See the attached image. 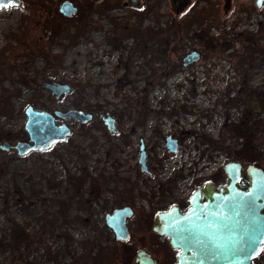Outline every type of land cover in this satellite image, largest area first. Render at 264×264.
I'll use <instances>...</instances> for the list:
<instances>
[{"label": "rangeland", "instance_id": "1", "mask_svg": "<svg viewBox=\"0 0 264 264\" xmlns=\"http://www.w3.org/2000/svg\"><path fill=\"white\" fill-rule=\"evenodd\" d=\"M42 1V11L33 8L37 0L0 8V142L23 137L28 103L91 116L63 120L69 133L49 148L22 155L0 148V238L23 227L34 239L26 260L11 264H134L135 247L170 264L174 249L150 231L152 213L182 200L196 179L227 159L241 155L247 163L253 152L264 166V109L256 106L264 97V6L230 0L225 9L223 0H191L175 14L168 0H148L153 10L147 13L146 2L135 8L121 0H71L76 10L63 16L61 0ZM203 8L209 11L192 19ZM172 19L183 25L179 40L165 47L170 61L162 70L165 61L135 46L134 27ZM205 31L204 38L193 34ZM192 48L198 59L181 65ZM41 49L52 64L48 71L71 87L58 99L39 86L31 93L47 73ZM99 113L113 115L116 130L107 129ZM243 119L258 127L238 129ZM166 134L177 138L175 151L167 150ZM123 204L133 210L131 242L115 240L104 220ZM258 255L253 262L264 264V247ZM8 259L9 249L0 247V264Z\"/></svg>", "mask_w": 264, "mask_h": 264}, {"label": "water", "instance_id": "2", "mask_svg": "<svg viewBox=\"0 0 264 264\" xmlns=\"http://www.w3.org/2000/svg\"><path fill=\"white\" fill-rule=\"evenodd\" d=\"M169 1L174 12L181 11L190 2ZM19 2L20 0H14L9 6ZM224 3L226 5L228 0ZM122 4L136 7L140 0H123ZM254 5L264 6V0H254ZM57 9L69 16L75 12L76 6L71 0H61ZM198 57L199 52L192 48L181 55V64L185 66ZM63 88L71 87L64 85ZM24 113L23 128L28 140H17L14 143L19 154L49 148L55 142L64 140L68 134V126L64 122H55L53 114L46 110L27 104ZM55 113L80 121L91 116L90 113L73 107L63 113ZM8 145L7 141H3L0 148ZM165 145L167 150L175 151L176 139L167 134ZM139 149V168L143 170L145 163L141 144ZM240 166L238 161L233 160L224 163L223 170L227 176L225 184L215 187L211 181H206L203 186L190 193L187 198L188 206L184 211H180L176 204H171L155 214L152 229L166 236L169 246L177 250L171 264H255L254 258L264 247V166L256 161L246 165L245 187L241 186L239 180ZM131 212L128 205H123L105 214V222L112 228L116 239L128 238L125 218ZM179 228L190 231L178 234ZM134 260L138 264L155 263V259L145 248L136 250Z\"/></svg>", "mask_w": 264, "mask_h": 264}, {"label": "flooded vegetation", "instance_id": "3", "mask_svg": "<svg viewBox=\"0 0 264 264\" xmlns=\"http://www.w3.org/2000/svg\"><path fill=\"white\" fill-rule=\"evenodd\" d=\"M122 1L123 0H121V3H122ZM146 2V5L144 6V7H142V12H148V11H152L153 9H148L147 7L149 6V4H150V2L148 1V0H146V1H143V0H140V4L138 5V6H136V7H139V6H142L144 3ZM168 2H169V6H170V1L168 0ZM190 2H191V0H190ZM190 2L188 3V5L190 4ZM225 0H223V7L226 9L227 7H228V5H229V3H230V0H228V3L225 5ZM123 5V4H122ZM187 5V6H188ZM225 5V6H224ZM126 6V5H125ZM127 6H129V5H127ZM186 6V7H187ZM132 7H134V6H132ZM135 7V8H136ZM152 7V6H151ZM185 7V8H186ZM185 8H183L181 11H183ZM170 9H171V11L173 12V13H179V12H181V11H179V12H174L173 10H172V8H171V6H170ZM35 11H42L41 9H34ZM58 10V9H57ZM156 10V9H155ZM202 10V9H201ZM59 11V10H58ZM135 11H137V10H134L133 12H135ZM195 11H197V10H195ZM209 11V10H208ZM61 13V12H60ZM206 13V12H205ZM62 14V13H61ZM134 14V13H133ZM135 14H136V17H138V19H139V21H141V18H142V15L140 14V12H139V14L138 13H136L135 12ZM63 15V14H62ZM63 16H66V15H63ZM192 19H195V18H192ZM173 20V22L174 21H177V22H180V23H182V21H181V19H172ZM170 22H172L171 20H170ZM189 22H190V20H188L187 21V23L186 24H189ZM139 24V27H141V28H144L146 25H141V22H139L138 23ZM183 24V23H182ZM150 26H152V25H150ZM159 26H166L165 24L164 25H157V26H152L153 28H157V27H159ZM58 32V31H57ZM240 32V31H239ZM242 32H244V31H242ZM205 33H206V31L205 32H203V33H196V32H193V34H197V36L199 37V38H202L203 36H205ZM202 34H204V35H202ZM136 46V45H135ZM195 49V48H194ZM42 50V49H41ZM197 50V49H196ZM198 51V50H197ZM199 52V51H198ZM41 55H42V60L44 61L43 62V67H44V69H46V71H47V73L44 75V77H43V79H42V81L39 83V85L38 84H33V86H32V88H31V93L32 94H34V95H36V93L38 92V90L37 89H39V87H42V88H44L45 90H47L48 92H49V95H50V98L51 99H53V98H55V99H58V97L63 93V92H66V91H68L69 90V88L68 89H64L63 87H64V85H66V86H69L67 83H63V82H59V81H57L55 78H54V74H52V72H51V70H50V72L48 71V69L50 68L51 69V66H52V64L50 63V61L48 60V56H47V54L45 53V51L44 50H42V52H41ZM199 55H200V52H199ZM180 62H181V58H180ZM188 64H190V63H188ZM182 65V64H181ZM46 66V67H45ZM39 86V87H38ZM28 102H30L29 100H28ZM28 104H30V103H28ZM257 104H258V100H257V103H256V106H257ZM27 105V104H26ZM25 105V106H26ZM31 105V104H30ZM32 106V105H31ZM33 107V106H32ZM25 108V107H24ZM24 108H23V111H24ZM33 108H36V107H33ZM36 109H42V108H36ZM260 109V108H259ZM42 110H46V109H42ZM67 110V109H66ZM66 110H58V109H53L52 111H50V110H46V111H48V112H50V113H52L53 114V116H54V120H55V122H57V123H61V122H64L63 120H68L67 119V117H64V116H61V115H58V114H56L55 113V111H59V112H61V113H63L64 111H66ZM261 110V109H260ZM85 112V111H84ZM25 114V113H24ZM98 116L101 118V120H102V122L105 124V127L107 128V129H110L111 131H114V130H116V128H115V126H114V123H115V118H114V116L113 115H103L102 113H99L98 114ZM106 116L107 117H109L108 119H106ZM25 119V118H24ZM88 120V119H87ZM87 120H85V121H80V120H78V121H80V122H86ZM65 124H66V122H64ZM111 124V125H110ZM67 125V124H66ZM68 126V125H67ZM108 126H110V127H112V128H110V127H108ZM68 128H69V126H68ZM22 131H23V137H17V139H15L14 140V142L12 141H9V140H7V139H3L0 143H2L3 141H7L8 143H9V145H8V147H6V148H4V149H14V152H15V154L16 155H22V154H19V153H17V151H16V148L14 147V143L17 141V140H28V136H27V132L25 131V129L23 128V126H22ZM2 133L4 134V131L3 132H1V135H2ZM68 133H69V131H68ZM68 135V134H67ZM66 135V136H67ZM167 135V134H166ZM165 135V136H166ZM171 136V135H170ZM173 137V136H172ZM165 138V137H164ZM173 138H175V137H173ZM176 139V143H177V138H175ZM141 144V146H142V143L140 142L139 143V145ZM139 145H138V154H139V151H140V149H139ZM166 146V145H165ZM143 150V149H142ZM30 151H36V150H30ZM30 151H28V152H30ZM169 151V150H168ZM27 152V153H28ZM144 152V151H143ZM24 154H26V153H24ZM145 156V155H144ZM230 160H233V161H238L239 163H240V168H239V180H240V184H241V186H243V187H245V185H246V183H247V179H246V172H245V167H246V165L247 164H249V163H251V162H255L256 160H253V161H249V162H247V163H244L243 162V160L242 159H237V158H232V159H227V160H225L222 164H221V167L220 168H218L217 169V171L215 172V173H212V174H210V175H207V176H205V177H202V178H200V179H196L195 180V182H194V186H193V188H191V190L188 192V194L186 195V196H184L183 198H182V200H177V201H173L172 203H170L167 207H165V208H163V209H158V210H155L153 213H152V218H151V220H150V226H149V229H150V231L151 232H153V233H155V234H159V235H161V236H164V235H162V234H160V233H158L157 231H155V230H153L152 229V225H153V222H154V217H155V214L157 213V212H160V211H162V210H165V209H167L171 204H176L177 206H178V209L180 210V211H184L186 208H187V206H188V203H187V198H188V196L190 195V193L193 191V190H195V189H197L198 187H201V186H203L204 185V183L206 182V181H211L213 184H214V186L215 187H219V186H222L223 184H225V182H226V179H227V176H226V173L224 172V170H223V164L224 163H226L227 161H230ZM137 161H138V155H137ZM256 162H259V161H256ZM139 163V162H138ZM144 163H145V158H144ZM146 166V165H145ZM140 169V168H139ZM183 202V203H182ZM123 205H127V204H123ZM123 205H121V206H123ZM129 206V205H128ZM116 207H120V206H115L114 208H116ZM130 207V206H129ZM113 208V209H114ZM131 208V207H130ZM112 209V210H113ZM131 210H132V208H131ZM107 213V212H106ZM105 213V214H106ZM108 213H110V212H108ZM132 213H133V210H132V212H131V214L129 215V216H126V218H125V223H126V226H127V229H128V238L126 239V240H120V239H116L115 238V235H114V232H113V230H112V228L110 227V229L112 230V233H113V237H114V239L115 240H120V241H122V242H131V239H130V230H129V227H128V219L132 216ZM105 214H104V220H105ZM106 223V222H105ZM143 234V233H142ZM166 237V236H165ZM166 240H167V237H166ZM139 248H145V247H135L134 249L135 250H133V252L131 253V254H133V263L134 264H138L137 263V261H135L134 260V257H135V252H136V250L137 249H139ZM172 248V247H171ZM146 249V248H145ZM174 249V248H173ZM177 252V250L176 249H174V254H173V256L175 257V253ZM150 255H151V257L152 258H154L155 259V263L154 264H158V262H159V260H158V257L157 256H155L152 252H150ZM174 257H173V261H174ZM172 261V262H173ZM171 262V263H172ZM170 263V264H171Z\"/></svg>", "mask_w": 264, "mask_h": 264}, {"label": "trees", "instance_id": "4", "mask_svg": "<svg viewBox=\"0 0 264 264\" xmlns=\"http://www.w3.org/2000/svg\"><path fill=\"white\" fill-rule=\"evenodd\" d=\"M44 2L42 0H37V2H33L34 4V9H41L44 10L45 6L43 4ZM120 4L121 1H120ZM148 9H153L150 4L147 7ZM208 9L203 8L202 10L199 11H195L192 13V18H197L198 16H200L202 13L207 12ZM166 26H159L157 28H153L152 26H150L149 24H146V26L143 28L139 27V24L136 25V28L134 27L135 31L133 33V35H135V37L137 38L136 41V46L139 47V49L142 50V52H144L145 50H150L151 53L153 54V56H155V58H160L162 59V61H165L164 66L161 67L162 70L165 69V66L167 65L166 63H168L170 60L169 58V54L168 51L166 50V46L168 41L170 40H176L180 38V33H181V27H182V23L177 22V21H172L169 23L165 24ZM186 25V24H185ZM122 27L125 28H129L131 26L126 25L125 23L122 24ZM78 30V29H76ZM123 30V29H122ZM229 34L235 35L236 32H232L227 31ZM239 35H241V37H247L248 32L244 31H240L238 32ZM229 34L227 35V37H229ZM204 35V34H202ZM204 38V36L202 37ZM177 40V41H178ZM205 40V39H204ZM210 41H207L208 45L211 44L210 46L213 47L212 44V39H209ZM172 50H175V46L173 45ZM260 47H258V50ZM46 67V66H45ZM2 106V105H1ZM0 106V107H1ZM257 107L260 109H264V97L263 95L258 97V104ZM5 107L3 106V111H5ZM252 125H250V123H248L247 119H243L241 121H239L236 124V127L238 129H249L250 132L253 130L251 127L254 125V127H258L257 125V121H252ZM252 129V130H251ZM205 138H208L207 136H205ZM251 149V146L248 147V151ZM247 151V152H248ZM249 157L251 161L253 160H258V156L256 154H254L253 152H248ZM245 155V153H244ZM262 154L260 153L259 156H261ZM236 156H238L236 154ZM242 157L241 155L238 156ZM249 160V161H250ZM0 167H3V164L0 163ZM11 236L9 238H0V247L2 249H4L5 247H7L9 249V263L11 264L13 261H25L26 260V252L27 249L30 247L31 244L34 243V239L32 238V236L30 237L27 232L24 231L23 227L19 228H11ZM35 237V236H34ZM259 256V255H258ZM255 263V262H254ZM257 264V262H256Z\"/></svg>", "mask_w": 264, "mask_h": 264}, {"label": "snow or ice", "instance_id": "5", "mask_svg": "<svg viewBox=\"0 0 264 264\" xmlns=\"http://www.w3.org/2000/svg\"><path fill=\"white\" fill-rule=\"evenodd\" d=\"M13 2H14V0H0V8H5V7L9 6V4H11ZM208 226L211 227V225H208ZM177 231H178V234H179V233H183L184 231H190V229L179 228ZM184 239H186V238H184ZM180 242L182 243L183 240H181ZM198 243H203V241H198ZM216 246L218 247L219 245H216Z\"/></svg>", "mask_w": 264, "mask_h": 264}]
</instances>
